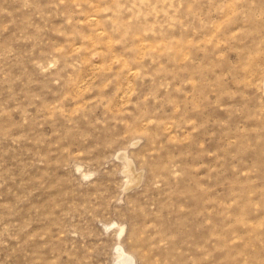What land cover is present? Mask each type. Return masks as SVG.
<instances>
[{"label": "rangeland", "instance_id": "obj_1", "mask_svg": "<svg viewBox=\"0 0 264 264\" xmlns=\"http://www.w3.org/2000/svg\"><path fill=\"white\" fill-rule=\"evenodd\" d=\"M123 262L264 264V0H0V264Z\"/></svg>", "mask_w": 264, "mask_h": 264}, {"label": "bare ground", "instance_id": "obj_2", "mask_svg": "<svg viewBox=\"0 0 264 264\" xmlns=\"http://www.w3.org/2000/svg\"><path fill=\"white\" fill-rule=\"evenodd\" d=\"M123 255H124V254H123ZM122 264H127V263L123 262Z\"/></svg>", "mask_w": 264, "mask_h": 264}]
</instances>
